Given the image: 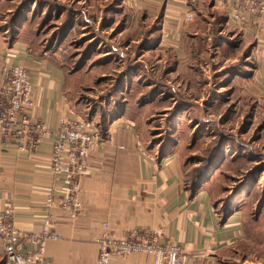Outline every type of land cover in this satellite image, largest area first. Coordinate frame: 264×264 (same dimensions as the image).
<instances>
[{
	"label": "rangeland",
	"instance_id": "374dc122",
	"mask_svg": "<svg viewBox=\"0 0 264 264\" xmlns=\"http://www.w3.org/2000/svg\"><path fill=\"white\" fill-rule=\"evenodd\" d=\"M29 1L0 0V25L23 22L27 39L71 71L73 108L95 121L126 107L143 142L176 149L185 180H210L219 213L239 211L241 235L216 264H264V96L239 81L254 60L220 11L162 41L157 12L126 0Z\"/></svg>",
	"mask_w": 264,
	"mask_h": 264
},
{
	"label": "crops",
	"instance_id": "0c3cea01",
	"mask_svg": "<svg viewBox=\"0 0 264 264\" xmlns=\"http://www.w3.org/2000/svg\"><path fill=\"white\" fill-rule=\"evenodd\" d=\"M125 4L149 15L161 13L162 41H175L183 35L191 21L185 19L186 13L191 12L192 19L195 15L192 23L199 18L208 24L204 13L219 10L224 25L236 30L240 42L245 43L248 52L244 54L254 60L253 66L242 70L243 78L239 81L253 85L264 96V25L248 23L240 27L232 22L230 0H221V4L198 0L187 8L182 0H126ZM22 24L11 33L0 25V84L5 64L23 65L33 86L35 115L46 122L48 132L32 145L9 135L3 138L0 131V208L11 209L17 228L33 232L38 230L44 211L43 188L53 181L48 164L58 120L78 113L67 97L68 72L64 65L55 53L33 45L26 30L23 34ZM34 33L35 38L37 32ZM3 101L0 96V103ZM107 123L100 144L88 154V171L80 178L79 196L85 212L72 219L59 208L53 210V224L60 238L47 241L45 255L52 264H95V238L101 232L120 238L150 230L161 243L176 241L197 264H216L223 249L241 235L239 211L233 210L225 217L217 211L208 178L191 193L185 180V166L174 147L160 149V145L143 142L129 117H114ZM56 183L62 184L63 180L56 179ZM108 264H152V258L144 252H132L112 256Z\"/></svg>",
	"mask_w": 264,
	"mask_h": 264
},
{
	"label": "built area",
	"instance_id": "2783aa9c",
	"mask_svg": "<svg viewBox=\"0 0 264 264\" xmlns=\"http://www.w3.org/2000/svg\"><path fill=\"white\" fill-rule=\"evenodd\" d=\"M184 7L198 0H182ZM221 4V0H214ZM230 18L240 27L253 23L264 25V0H230ZM186 20L192 19L191 12ZM0 131L18 142H39L48 132L46 122L35 115L36 99L28 72L23 65L5 64L1 71ZM33 134L36 135L33 138ZM101 142L98 126L80 115L61 116L52 141L51 160L48 170L51 184L43 188L44 211L40 216L37 231L24 232L11 219L9 207L0 208V238L7 264H52L45 255L48 240L59 239L53 224V210H63L69 218L83 215L85 208L80 199V178L88 171V154ZM56 179H62L57 184ZM106 226V222H102ZM97 256L95 264H108L112 256H125L132 252L151 255L152 264H197L188 257L180 245L172 240L161 243L154 232L143 230L116 238L101 232L96 238ZM30 244V248H26Z\"/></svg>",
	"mask_w": 264,
	"mask_h": 264
},
{
	"label": "trees",
	"instance_id": "16d2710c",
	"mask_svg": "<svg viewBox=\"0 0 264 264\" xmlns=\"http://www.w3.org/2000/svg\"><path fill=\"white\" fill-rule=\"evenodd\" d=\"M32 0H30L29 2H31ZM22 6V5H21ZM27 7V6H26ZM25 7V8H26ZM20 10H21V7L20 8H18V10L13 14L14 16V18H18V15L20 14L19 12H20ZM19 13V14H18ZM18 14V15H17ZM17 15V17H15ZM157 19H161V13H158V15H157ZM68 27V26H67ZM71 73V71H69L68 72V75ZM67 97H68V95H67ZM71 104V103H70ZM71 106H76L75 104H71ZM74 111L75 112H78L77 110H75L74 109ZM92 113H89L87 116H84V114L83 113H81L80 114V112H78V115H80V116H82L83 118H85L86 120H89V121H94V120H92L93 119V117H92V115H91ZM108 114H106V115H100V119H98V120H95L94 122H95V124L98 126V129H99V133H100V135L101 136H103L104 135V133H105V131H106V127H107V122L108 121H110L111 119H113L114 117H118V116H126L127 115V111H126V107H123V109L122 110H119L118 112H116V113H112V114H110V115H108ZM163 149V148H165V147H162V146H160V149ZM205 178H204V176H202V177H200L199 175H197V176H195V177H192V179L190 180V182H189V180L188 181H186V183H187V188L190 190V192L191 193H194L196 190H197V188H198V186H199V184H200V182L201 181H203ZM220 213L223 215V217H225L227 214H229V212H224V211H220ZM5 262H6V260H5V257H2V258H0V264H5Z\"/></svg>",
	"mask_w": 264,
	"mask_h": 264
}]
</instances>
